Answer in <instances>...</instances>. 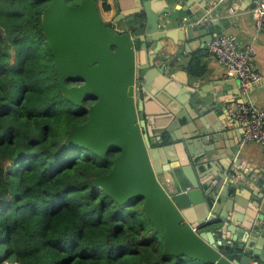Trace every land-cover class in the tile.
Returning a JSON list of instances; mask_svg holds the SVG:
<instances>
[{
    "label": "water",
    "instance_id": "obj_1",
    "mask_svg": "<svg viewBox=\"0 0 264 264\" xmlns=\"http://www.w3.org/2000/svg\"><path fill=\"white\" fill-rule=\"evenodd\" d=\"M133 1L137 10H121L113 18L116 24L127 14H140L131 30L122 32L104 22L97 0H81L79 4L50 0L42 12L45 43L54 58L62 94L79 108L91 102L87 120L71 127L64 145L83 147L100 157L117 154L109 173L95 177L94 185L120 204L141 199L165 254L184 255L201 264H264V252L225 238L226 232L233 231L226 221L238 223L233 217L228 220L223 206L229 200L232 167L240 165V141L225 152L229 165L213 172V179L210 175L201 180L193 165L205 155L209 160L214 158L217 150L203 144L219 139L215 126L201 118L206 114L199 107L202 102L183 88L178 74L169 77L166 63L156 67L154 62L163 39L174 43L199 39V46L204 47L223 31L214 20L216 14L211 13L210 22L197 25L200 8L194 7L195 0ZM210 1L204 0L206 4ZM153 43L156 46L150 51ZM150 65L152 73L158 74L156 90L143 85L152 77ZM176 81L179 84L173 83ZM153 91L166 93L170 103H188L196 112L193 116L186 106L192 135L185 141L176 142L179 138L170 133L165 141L162 134L154 132L150 124L154 113L147 99L149 94L150 100L154 98ZM203 101L210 104L207 98ZM175 116L182 124L180 116ZM179 168L189 181L187 190L178 176L171 178L170 171ZM151 264L165 263L156 260Z\"/></svg>",
    "mask_w": 264,
    "mask_h": 264
},
{
    "label": "trees",
    "instance_id": "obj_2",
    "mask_svg": "<svg viewBox=\"0 0 264 264\" xmlns=\"http://www.w3.org/2000/svg\"><path fill=\"white\" fill-rule=\"evenodd\" d=\"M49 2L0 0V264H188L164 253L141 199L120 204L94 185L116 153L64 145L88 111L61 92L42 29Z\"/></svg>",
    "mask_w": 264,
    "mask_h": 264
},
{
    "label": "crops",
    "instance_id": "obj_3",
    "mask_svg": "<svg viewBox=\"0 0 264 264\" xmlns=\"http://www.w3.org/2000/svg\"><path fill=\"white\" fill-rule=\"evenodd\" d=\"M108 1L112 6V14L104 18V22L113 25L121 32L130 31L131 27L137 23L135 19L137 15H140L139 13L127 14L116 24L113 23V18L121 10L127 13L137 10V5L133 0H123L121 4L120 0ZM257 2H264V0H225L222 3L211 0L207 4L204 0H195L194 7L200 8L198 16L200 18L207 13L210 14L208 22L212 20L211 13L216 14L214 20L217 27L223 30L218 33L233 35L242 47L250 46L254 50V68L264 77V30H258L256 27ZM175 6L179 7V4L176 3ZM141 10H144L143 7ZM175 30L181 33V30ZM190 42L179 40L174 43L170 38L161 40L154 59L155 65L159 67L162 63H166L168 66L166 73L169 77L175 72L178 74L183 82V88L190 89V92L197 95L202 102L199 107H202V111L206 114L201 118H207L215 126L213 131L218 134L219 139L214 144L211 141L203 144V147L210 145V148L217 150L213 154L214 158L209 160L205 155L197 165H193L201 180H205L210 175V180L213 179V172H219L224 165H229L225 152L240 141L238 153L240 165L232 167L229 200L223 206V209L229 213L228 220L233 217L238 223L226 221L233 231L226 232V237L224 234L223 237L229 236L244 246L264 252V148L258 142L242 143V126L228 114L229 104L243 100L238 78L227 74L225 66L207 51V44L200 47L199 39ZM155 46L156 44L153 43L149 50L152 51ZM149 70L153 72L151 65ZM156 75L152 73V77L148 81H143V85L148 84L151 89L156 90ZM173 83L177 85L179 81ZM165 94L162 95L161 92L154 94L153 91L154 98L150 100V94L147 97L149 98L148 106L154 113L151 127L155 133L162 134L165 141L168 140L170 133L173 137L179 138L176 142H183L192 135L191 119L186 109V106L188 109L190 107L188 103H170L169 98H165ZM203 98H207L210 104L204 103ZM249 99L253 104L264 107V79L252 89ZM188 102L191 105L189 99ZM190 111L194 114L193 116H196L192 107ZM176 114L180 116L182 124L186 121L187 124L184 126L178 124ZM170 174L173 180L176 176L179 177V183L183 189H189V181L180 168L171 170ZM255 257L258 256L255 255Z\"/></svg>",
    "mask_w": 264,
    "mask_h": 264
},
{
    "label": "built area",
    "instance_id": "obj_4",
    "mask_svg": "<svg viewBox=\"0 0 264 264\" xmlns=\"http://www.w3.org/2000/svg\"><path fill=\"white\" fill-rule=\"evenodd\" d=\"M216 1L222 3L225 0ZM255 11L256 27L264 30V2H257ZM209 18L207 13L196 23L208 22ZM207 51L225 66L228 75H235L239 80L243 100L229 104L228 114L242 126V143L258 142L264 148V107L253 104L249 99L252 89L264 79L254 68V50L250 46H240L233 35L216 33L208 41Z\"/></svg>",
    "mask_w": 264,
    "mask_h": 264
},
{
    "label": "rangeland",
    "instance_id": "obj_5",
    "mask_svg": "<svg viewBox=\"0 0 264 264\" xmlns=\"http://www.w3.org/2000/svg\"><path fill=\"white\" fill-rule=\"evenodd\" d=\"M78 1V0H77ZM0 257L3 258L4 257V249L3 247L0 246ZM188 264H201V263H198V262H195V261H191V260H188L187 261Z\"/></svg>",
    "mask_w": 264,
    "mask_h": 264
},
{
    "label": "flooded vegetation",
    "instance_id": "obj_6",
    "mask_svg": "<svg viewBox=\"0 0 264 264\" xmlns=\"http://www.w3.org/2000/svg\"><path fill=\"white\" fill-rule=\"evenodd\" d=\"M79 3H80V2H79ZM79 3H77V4H79ZM69 84L75 85V84H78V83H76V82H71V83H69ZM90 104H91V102L87 103L86 108H88V106H89Z\"/></svg>",
    "mask_w": 264,
    "mask_h": 264
},
{
    "label": "clouds",
    "instance_id": "obj_7",
    "mask_svg": "<svg viewBox=\"0 0 264 264\" xmlns=\"http://www.w3.org/2000/svg\"><path fill=\"white\" fill-rule=\"evenodd\" d=\"M18 264V263H17Z\"/></svg>",
    "mask_w": 264,
    "mask_h": 264
}]
</instances>
